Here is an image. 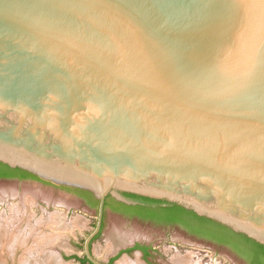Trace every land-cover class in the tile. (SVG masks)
I'll list each match as a JSON object with an SVG mask.
<instances>
[{
  "label": "water",
  "instance_id": "obj_1",
  "mask_svg": "<svg viewBox=\"0 0 264 264\" xmlns=\"http://www.w3.org/2000/svg\"><path fill=\"white\" fill-rule=\"evenodd\" d=\"M0 162L264 246V0H0Z\"/></svg>",
  "mask_w": 264,
  "mask_h": 264
},
{
  "label": "rangeland",
  "instance_id": "obj_2",
  "mask_svg": "<svg viewBox=\"0 0 264 264\" xmlns=\"http://www.w3.org/2000/svg\"><path fill=\"white\" fill-rule=\"evenodd\" d=\"M9 218L11 221L5 223L0 234L16 237L17 241L25 239L26 244H17L12 253L5 245L3 264H21L25 257L37 263L47 253L59 264H83L80 262L86 257L83 245L96 227L98 207L89 206L73 190L39 179H0V220L8 222ZM6 238L2 239L5 244ZM40 238L44 239L42 243ZM209 241L190 236L180 225L142 222L107 207L101 232L91 243V252L103 264L111 258L110 264H120L124 259L143 264H175L176 258L188 259L193 264H248L233 248ZM137 243L151 249L147 261L138 250L125 252Z\"/></svg>",
  "mask_w": 264,
  "mask_h": 264
},
{
  "label": "trees",
  "instance_id": "obj_3",
  "mask_svg": "<svg viewBox=\"0 0 264 264\" xmlns=\"http://www.w3.org/2000/svg\"><path fill=\"white\" fill-rule=\"evenodd\" d=\"M13 177L38 179L36 176L26 171L11 168L0 162V179ZM73 190L85 196L92 206L98 207L99 201L96 200L91 193L77 189ZM141 200L145 203L144 205L130 206L109 198L106 202V207L110 206L121 212L132 216L137 215L160 225H180L193 235L233 248L251 264H264L263 245H260L241 234H237L215 222L201 218L193 212L185 210L179 206L172 205L163 207L161 206L162 202L159 201L149 199ZM139 248L141 247L137 245V247L129 251L137 250ZM143 251L145 252V255L148 256L147 248H144ZM81 261L83 264L89 262L87 258Z\"/></svg>",
  "mask_w": 264,
  "mask_h": 264
},
{
  "label": "bare ground",
  "instance_id": "obj_4",
  "mask_svg": "<svg viewBox=\"0 0 264 264\" xmlns=\"http://www.w3.org/2000/svg\"><path fill=\"white\" fill-rule=\"evenodd\" d=\"M12 218H15L14 216H13V214H12ZM12 218H9L7 221L8 222H4V221H6V219L3 221V220H0V230H1V228H3V226L4 227H6V224L7 223H9V221H11L10 219H12ZM6 223V224H5ZM5 229V228H4ZM2 231H4V230H2ZM34 231V230H33ZM36 231V230H35ZM3 233V232H2ZM4 234V233H3ZM35 234V233H34ZM41 234V233H40ZM36 235V234H35ZM4 236V235H3ZM2 236V234H0V264H3L2 262H1V259L3 258V256H2V254H4V253H2V251L5 249L4 247H5V245H6V247L8 248V250H9V252H13L14 251V249H15V247H17L16 245L18 244H22L21 246H24L25 244H26V240L25 239H21V240H19V241H17V239H16V237L15 238H13L11 235V237H3ZM49 236V235H48ZM50 237V236H49ZM55 237H56V235H55ZM6 238V244L5 243H3L4 241L2 240V239H5ZM48 237H46V239H47ZM44 239H45V237H44ZM44 239H41L40 238V240H39V242H43V240ZM49 240V239H48ZM37 241H38V239H37ZM46 241V240H45ZM44 241V242H45ZM38 242V243H39ZM47 242V241H46ZM44 245V244H43ZM36 246L38 247V245L36 244ZM35 247V246H34ZM40 247V246H39ZM36 248V247H35ZM41 248V247H40ZM38 249V248H37ZM31 250H29V252H30ZM7 251H5V253H6ZM31 253V252H30ZM29 253V255H31V254H33V253H31L30 254ZM48 254V253H47ZM46 254V257H44V260H42V261H38L37 263H33V261L30 259V258H28V257H23L24 259H22L23 261L21 262V264H59V263H57V259L55 260L54 259V257L53 256H50L49 254L47 255ZM11 256V255H10ZM28 256V255H27ZM32 256V255H31ZM30 256V257H31ZM34 256V255H33ZM32 256V257H33ZM7 260V259H6ZM3 261V260H2ZM5 261V260H4ZM6 262V261H5ZM174 263L175 264H193L192 263V261H190V260H188V259H177L176 258V260H174ZM62 264V263H61ZM120 264H143V263H141L140 261H130V260H128V259H124L123 261H121V263Z\"/></svg>",
  "mask_w": 264,
  "mask_h": 264
},
{
  "label": "flooded vegetation",
  "instance_id": "obj_5",
  "mask_svg": "<svg viewBox=\"0 0 264 264\" xmlns=\"http://www.w3.org/2000/svg\"><path fill=\"white\" fill-rule=\"evenodd\" d=\"M33 179V178H20V177H13V178H3L2 180H10V179ZM62 188H65V189H70V188H66V187H62ZM70 190H73V189H70ZM74 192H76V193H79V192H77V191H75V190H73ZM80 194V193H79ZM81 195V194H80ZM82 197L84 198V201L89 205V206H92V204L89 202V200L85 197V196H83L82 195ZM112 212H119V210H116L115 208H113V207H108ZM106 209H107V207H106ZM105 212H106V210H105ZM104 216H105V213H104ZM132 218H135V219H138L139 221H142V222H147V223H152V224H156V223H154V222H152V221H149V220H146V219H143V218H141V217H139V216H137V215H134V216H132ZM103 223H104V218H103ZM156 225H159V224H156ZM102 227H103V225H102ZM188 232V231H187ZM189 233V232H188ZM189 235L191 236H196V235H193V234H191V233H189ZM196 237H198V236H196ZM200 240H202V241H204V240H206V239H204V238H201V237H198ZM209 241V240H208ZM210 242V241H209ZM137 245L138 246H140L141 248H139V249H137L138 251H140L141 253H142V255H143V257H144V259L147 261L148 260V258H149V256H150V254L152 253V251H151V249L149 248V246H144V245H142V244H140V243H137V244H135V245H133V246H131L130 248H127L126 250H125V252H130L129 250H132V249H134L135 247H137ZM220 245V244H219ZM144 248H147V252H148V256H146L145 255V252L143 251V249ZM85 258H87V257H85ZM89 261V260H88ZM111 261H112V258L107 262V263H104V264H110L111 263ZM80 262L82 263V261L80 260ZM248 262V261H247ZM89 264H92L90 261L88 262ZM248 264H251L250 262H248Z\"/></svg>",
  "mask_w": 264,
  "mask_h": 264
}]
</instances>
